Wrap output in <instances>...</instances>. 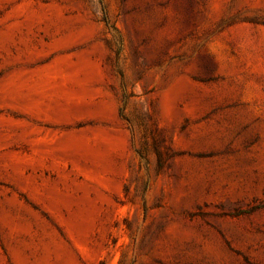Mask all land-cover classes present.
<instances>
[{"label":"rangeland","instance_id":"rangeland-1","mask_svg":"<svg viewBox=\"0 0 264 264\" xmlns=\"http://www.w3.org/2000/svg\"><path fill=\"white\" fill-rule=\"evenodd\" d=\"M0 264H264V0H0Z\"/></svg>","mask_w":264,"mask_h":264}]
</instances>
